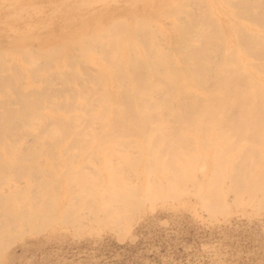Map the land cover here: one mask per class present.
Instances as JSON below:
<instances>
[{"label":"bare ground","instance_id":"bare-ground-1","mask_svg":"<svg viewBox=\"0 0 264 264\" xmlns=\"http://www.w3.org/2000/svg\"><path fill=\"white\" fill-rule=\"evenodd\" d=\"M146 1L147 3L145 4V6L142 7L140 6L139 7L140 9L137 8L138 10H134V11L132 10V8L134 7H132L131 10L124 9L125 12H123L119 16L118 15L110 16L109 14L111 13L109 12H112L115 9L113 8L112 11L108 12V9L111 10L109 8L110 6L107 8V10L105 7L103 8V10L97 11L94 14L86 16L85 17L86 19L84 18L85 20L80 21L78 19L80 22H75V25L77 24L75 26V29L73 30L72 27L71 31L66 30L67 32L64 35H62L64 31L63 32L57 31V29L54 28L55 26L57 27V25H54L53 23L54 27L53 26L51 27H53L54 30L57 31V33L60 32L58 34L54 32L56 33L55 35L56 37L53 36L52 38H49L50 36H52V34L50 36L46 35L49 36L46 39H40L42 35L36 38H31L30 36L29 38L30 42H33L32 40L36 41L33 44L32 43L28 44V42L26 43V40L24 38L17 37L16 40H13L14 44L9 43L10 46L7 49L11 51V53L16 52L17 54V52L18 53L20 52L24 54V55L23 54L20 55L23 57H19V55H16L18 57H15L12 55L11 57L15 58V60L18 58L17 60L22 61V63H27V65L29 63L28 65L29 67L30 64L36 61V59H40L39 61L41 63H42L41 60L43 59L44 64L42 65L44 66V68H46V72L52 71L53 68L54 71L53 74H51V72H49L50 74L37 73L38 69H36L34 65H31L33 69L24 70V71H28L25 73H27V75L30 76L29 78L31 79V81L32 80L36 81L35 76L38 75L39 81L41 82L38 85H36V83H34L33 81L29 82L28 78L26 77L27 78L26 82L28 83L24 87L20 88L19 87L20 84H18L19 85L18 86L16 82L18 81L20 83L22 81L21 80L19 81L18 80L20 79L18 78L19 76H16L17 74H20V72L19 70L15 69L14 66L15 62L13 61L14 62L12 63L13 65L12 64H10V66L7 65V67L9 68L13 66L14 68L12 67L13 69H11V71L16 70L15 71L16 73L15 75H13L14 73H12V75L15 77L9 75V77L14 78V82L12 79H8L10 82L8 83L7 79L0 77V148L10 146V148L17 149L16 147H21V144H23L22 137H21L22 140L21 143L17 141V139L20 138L19 132H21L23 136L24 134H28V137L30 134V133H22L25 130L32 132L33 138L37 137L38 139L37 144L41 145L44 144L43 142L46 141L45 139L42 138L48 137V135L56 136V134H59V136L62 137L63 135L67 136V134H70L68 136L74 137L75 134H77L76 136H78L79 134H85L88 131L91 132V130L92 132L95 133L96 129L94 130L93 128L95 126L96 127L98 126L97 127L98 130L100 127L99 130L100 133L102 131L105 134H109V135L112 134V136L115 138H110L108 140H102V141L95 140V142L97 143H93V141H89L92 142L93 145L99 143H104V144L108 143V144H118L121 147V145L124 142H127L129 144H134V146L135 144L138 146L139 150L137 151H140L142 153L141 158L139 160H137V158L136 159L133 158L134 159L133 164L125 165V166H128L129 169L128 172L130 171L129 174H131V171H134L135 173H139V177H140L142 173L144 174V172H146L149 178L154 181L152 183L156 184L155 185L157 186V188H155L156 190L153 188V186H152L153 189H150L148 187L151 192L153 191L149 196L150 197L149 202L151 203H154L155 201L159 202L165 200L166 197H168L169 192H172L174 194L172 197L176 196L177 198L176 194L189 192V191H191V194L192 193L199 194L204 201L210 203L209 192L211 185L214 183H220L222 179L227 178L230 175L233 176L230 177L232 178L230 179L231 180L230 183L226 182L229 184V185L226 184L228 187H226L224 184L221 190L223 195L225 194L224 192L225 189L227 190V192L229 189L230 191L231 190L235 191V193H238L239 191L241 192L244 191L251 194L253 193L251 192L252 188L253 190L255 188H257V190L258 189L261 190V192H263L264 195V181H260L262 180L260 173L261 171L264 170V0H146ZM19 4L20 3L18 2L15 3V5H19ZM112 7L114 6L112 5ZM2 12L4 11L2 10ZM79 14H83V12H80ZM73 15L75 16V14ZM75 18H77V16H75ZM16 24H18V22ZM19 24L21 23L19 22ZM16 45L17 46L19 45L18 48ZM15 47L17 50L15 49ZM32 47L34 48L33 51L35 54H33V51H31ZM7 49L5 48V50ZM11 49H13V51ZM1 50H0V56L2 57H0L1 58L0 66L2 62L5 63L6 61L5 59H4L5 61L2 60L5 56L2 55L4 49L2 50V52ZM83 62L89 63L93 67L89 64H86L87 66L83 64L81 68L79 65H82ZM48 63L51 64V66L53 67L52 69L50 68L51 66ZM18 64L19 63L17 62V65L16 64L15 65L19 66ZM88 66L92 68L91 69L89 67L92 73L87 71ZM7 67L5 66L2 68V73L5 72L6 69L11 74L10 70H8ZM47 67H49L50 70L47 71ZM84 67H86L87 69L86 68L84 69ZM55 71H58L63 75L64 73L66 74L68 72L70 75L73 74L75 79L76 77H78L77 79L78 82L82 80L78 86L73 88L68 87V91L65 92L66 96L63 94L64 92L61 91L58 92L54 89L56 91L55 92L56 94L54 92L53 93L56 96L58 94L61 95L62 93L63 95H61V97L62 96H63L62 98H64V96L66 97L64 98L66 100L65 101L63 100L64 102L63 101L61 102V100H59L58 98L56 99L53 98L54 95L52 96V94H50L47 91V89L53 90V88H49L45 84L48 82V74L50 76L51 75L54 76L56 73L59 74L58 72ZM23 74L24 73H21L20 75L21 77L23 76L22 79L25 76ZM69 74L67 75L69 76ZM63 75L62 77H59L61 81L64 80L61 79L63 78ZM81 75L83 76V79L81 78L79 80V76ZM4 77L7 78V76L5 75ZM57 77L58 76L54 78V81H56L55 79ZM65 77L67 79V76ZM70 77L71 76H69L68 79H70ZM59 78L57 79V81L59 80ZM11 80L14 84H16V86L11 83ZM10 84L13 86L12 89L10 87L11 86ZM52 85H54V83ZM49 120L52 122H50ZM88 120H97L99 122H96L98 123L97 125L94 121H92L93 124L95 123V126H92L91 125L92 123H90L91 121L89 122ZM165 120L167 121L175 120L180 122L170 123V122H164ZM83 121L86 122L85 124L82 125L81 122ZM165 129H170L171 133L172 134L174 133L175 135L176 133L177 134L185 133V135L187 134L190 136L193 133L195 134L196 132H199L198 134L206 135V137L201 135L202 137L200 136V138L202 140H198L199 138L195 139L197 138L195 137L197 136L195 134L194 139L188 140L191 146L190 144L188 145L189 143L188 141H185L187 144L185 145L182 142V140L175 141V138L172 139L170 138L167 141L166 140L160 141V143L162 142V144L166 145V147L168 148L171 147L172 151L176 155L178 153H181L179 151L180 150L179 148H183L185 150L187 147L193 148V146L195 145H197L198 147L202 146V148L194 147L197 148L194 154H190L189 152H188L189 154L185 153L190 156L187 159V161H184L186 163L185 167H181L184 166L182 164L180 167H177L175 166L177 164L176 162L175 164L172 162V160H171L172 163L168 161L165 155L166 154L168 155L170 152L168 153L163 152V154L165 153L164 156L160 155L162 154V152L161 153L158 152L157 148L161 149V146L159 147V144H156L155 142L156 140L152 138L153 137L152 135H154L158 131ZM82 131H84L85 133ZM17 133L19 135H17ZM208 133L209 134L213 133V136L215 137L211 139L210 138L211 134L209 135ZM214 133L216 135H214ZM131 134L139 135L141 136V139L139 138L140 140L137 141V140H128V139L123 140V138L120 140V138L119 139L116 138V135L117 136L123 135L127 137L130 136ZM217 135H219L220 138L224 137V139L223 138H221V140L220 138L217 139L218 138ZM17 136H19V138ZM233 136H237L236 137L237 139H235V137L233 138ZM207 137L210 138V140H208ZM33 138L32 140L34 141ZM78 139H79L78 141L79 144V142H83L84 138H81L82 140H80V138ZM56 140H60V139H56ZM64 140L66 141V139ZM64 140L62 142H64ZM192 140H194L193 141L194 143L192 142ZM50 141H49L50 143L54 142L55 144V141L53 139H51ZM177 141L181 143H178ZM198 141L199 142L201 141L203 143L201 144V142L199 143ZM208 142L210 143L212 142V143L211 144L209 143L210 144L209 145ZM26 143L28 142L26 141ZM84 143L85 142L81 144ZM87 143L85 144L87 145ZM92 143L90 144L91 146ZM30 144H32V142ZM108 144L105 146L104 148L105 150L112 149L111 145L108 146ZM192 144L194 145L192 146ZM125 145H127L126 147L130 146L128 144H124V146ZM152 145H156V146L153 147ZM178 145L179 148L177 147ZM235 147L236 149L239 147H245V149L249 148L250 149L248 150L249 152H251V150L254 149L253 154L256 155L250 156L248 151H246L245 149L244 151H242L243 149L239 151L241 153H236V151L233 153ZM97 148L99 149V151L101 150L104 151L103 148L101 147H97ZM213 151H215V153ZM140 152H138V154ZM218 152H220V154H217L218 155L217 157L215 156L217 159L216 160L214 159V163L212 166L210 165L212 169L218 174L216 175L215 173L214 176L216 178H214L213 180L210 179L211 182L202 178L198 179L195 176L196 174H194L195 172L193 173V170L196 169V165H197L196 161L200 159L210 164L212 163V160L209 162L207 158L212 159L214 157V154L216 155V153ZM246 152L248 155L246 154ZM174 154H172L174 157L171 156L169 158L170 159L173 158V160H177L174 159L175 158ZM236 154L237 155L244 154V156L246 154V157L245 158L240 157L239 159L235 157L237 159L235 161L233 155L237 156ZM33 156L30 158L31 159L34 158ZM122 158H124V156ZM20 159H24V157L21 155H3L1 160L6 161L7 163L9 162L12 163L15 162V160L20 161ZM119 160H121V158H119ZM124 160L125 159H123V161ZM246 161L247 162L249 161L248 162L249 164ZM246 163L248 165H245ZM1 164L3 165L4 163ZM12 164L8 166H12ZM107 165L111 167L113 166L112 164L110 165L109 162L107 163ZM234 165L235 167L233 169L232 166ZM167 166L170 168H167ZM172 166H174V168ZM175 168L176 169L180 168L181 170L179 172L183 171V173L181 172L182 177L179 178L177 176V173L178 174L180 173L177 171L178 169L176 170L177 171L176 173ZM166 170H168L169 173ZM170 170L172 171L171 173H174L173 175L175 179L174 178L171 180L169 179V176L171 175ZM81 174L82 176L86 177L85 175L87 173L83 174L81 172ZM213 174L211 175L213 176ZM93 175L94 174H90L91 177H93ZM120 175H122V173ZM0 176L3 180V182L0 183L2 184L5 182L6 175L5 174L3 175L5 179L2 175ZM101 176L100 179L98 178V180L96 181L98 183L102 181L103 185L105 186L104 184L105 180L103 181L104 176L102 177V179ZM126 176H128V173ZM146 176L143 175L142 177L145 178ZM115 177L117 176L114 174V177L112 178ZM119 177L118 178L120 179V181H122L121 178L123 177L121 176ZM131 178H134V176ZM14 179L16 178L14 177ZM95 179L93 180L91 179L90 182L91 183L95 182ZM111 179H106V180L108 181ZM150 179L148 180L149 183L150 181H152ZM137 180H139V178ZM144 181L145 180H143L142 183ZM146 181L144 182V185L147 188L148 185ZM133 183L131 185V182L128 181V184L131 185L129 186L131 193V194L129 193L130 194L129 198L131 202L137 203L136 205L138 206V203L141 200L146 199L145 197H143L142 192L149 190H146L145 186H143V189H140L142 186L139 187L136 186L135 184L133 186ZM108 184H114V183L108 182ZM16 185L15 186L13 185L14 191H16L15 189H17ZM96 185L99 186L98 184L95 183V187H97ZM115 185L117 189V186L119 185H117L116 183ZM30 186H28L27 189L30 190L32 187ZM84 186H82V188ZM2 187L3 185H1L0 191L2 190L4 191V188L2 189ZM22 188L25 189V187ZM127 188L123 187V189H127ZM10 189L12 190V193H8L6 195L7 190L5 188L3 194L2 192H0V194L5 196V198L7 197L8 200L9 199L15 200L16 198L15 193L17 191L14 192L12 188ZM10 189H8V191ZM102 189H101L102 191H106V190L108 191V189L113 191L112 187L110 188L109 185L108 187H105L106 190H104V188ZM116 189L113 191V195H116V193L118 194L117 196L118 201L120 200L119 198H121V200H124V198L125 199L128 198V197L126 198L127 195H125L127 191H123V193L125 192L124 193L125 197L123 196L124 197L123 198L119 193V191H117ZM91 190H92L91 192L92 194L94 192L96 193V191H93L94 188ZM95 190L98 191V188ZM88 191L86 190V192L85 191L83 192L81 191V192L87 194L90 193V191L89 192ZM111 191L106 192L107 195H109V193H111L112 195ZM25 193L26 192L24 190V194ZM29 193L27 191L28 195L26 194L25 196L28 197ZM76 193H78V191L77 192L75 191V196ZM106 193L102 195L101 192L100 193L98 192V195L101 194L103 197L106 198L103 199V197L99 196L101 200L99 198L98 200L102 202L111 201L109 200L111 196L109 195L110 198L106 197L107 196ZM21 195L23 196V194ZM68 195L70 194H67V197L72 196V195L71 196ZM235 195L237 196L238 194ZM60 196H62V194ZM64 196L65 195H63L62 197ZM77 196L76 198L79 199V196L78 197ZM83 196L82 198L84 199L86 195L84 197ZM27 197H25L24 200ZM113 197L111 199H113V201L117 203V201L115 200L116 197L114 198ZM28 198L30 199H27V204L29 203L28 201L32 200V205H33L34 196H29ZM3 199L0 198V238H1L0 241H2V237H1L2 234L5 235L6 237L8 236L7 233H11L13 231L11 237L14 238L16 233H18L17 231L14 232L16 228L12 230L13 227H11L12 229L8 227L9 225L13 224V223H9L10 219L12 220V222L16 220H21L20 222L23 223L26 222L25 223L26 225L29 224L32 219L35 220L34 219L35 216L38 217L39 215L32 213L30 209L29 215L27 214L26 216H22L25 218L24 219L20 217L21 213L23 212L20 209H18V207L17 209L14 208L16 205L18 206V203L16 204L15 202L17 199L15 201L11 200L15 202L14 205L13 203L11 205V202L10 201L8 202L7 199L5 201H2ZM54 200L56 201V199ZM36 201L38 200L35 199V202ZM64 201L65 200H63V202ZM113 201H112V205H114ZM130 201H126L125 204L127 205L128 203H130ZM57 202H59V200H57ZM60 203H62L61 199H60ZM60 203H57L56 205L59 204L60 207ZM68 203H65V206ZM151 203H149V205ZM36 204L37 203H35V205ZM40 204L39 206L37 205L39 208L41 207ZM69 204L71 207L74 205V203L73 204L69 203ZM105 204L106 205L108 204L107 207L111 206L109 205V203H105ZM105 204L102 203L100 204V206L104 205L103 206L104 208L106 207ZM120 204L117 203V205L121 206ZM35 205L34 207H37ZM258 205H262V203L261 204L258 203ZM46 206L48 207V205ZM100 206H98L99 208H97V211L99 209L100 210L103 209ZM114 206H111L110 208ZM107 207L106 209L104 208L103 210H108L109 207L108 208ZM140 207L142 208L143 205H141ZM140 207H138V209H140ZM226 207L227 206L221 208L226 210ZM8 208L9 209L12 208V210L10 211ZM54 208L55 206L53 207V209ZM228 208H230V206ZM83 209L84 212L85 210H87L85 209V207ZM88 209L90 210V208ZM213 209L214 208H212V210ZM240 209H242V207ZM100 210L98 211L99 213L101 212ZM48 211H50V209ZM110 211L113 210L111 209ZM118 211L121 210L118 209ZM124 211L122 212L124 213V215L121 214L120 212L118 213L123 216L121 218L122 220L124 217H125L124 220H127L126 218L127 215L125 214ZM112 213H110V216L113 217V219L112 218L111 219L116 220L117 217H115L114 219V216L116 215L117 211L115 212L113 211ZM111 214L114 216H112ZM41 215L43 216V217L41 216L42 218H45L44 216L45 214L44 215L41 214ZM60 215H57V218L59 216L61 219H63ZM65 215L62 216L64 217ZM95 217L97 218V216ZM106 217L107 216L103 218L106 219ZM119 217L121 216H118V218ZM42 218L40 219L39 217L40 221L42 220L44 222L45 219ZM50 219L52 220L54 218H48V221L47 220L46 221L53 222V221H49ZM65 219L67 221V218ZM65 219L63 220L65 221ZM75 219L77 220V218L71 220H75ZM111 219L110 220L108 219L107 222L111 221ZM129 219L131 221V218ZM76 220L75 222H77ZM118 220H120V218ZM130 221L128 222L123 221V222L129 224ZM33 222L35 221H32V223ZM112 222L110 224H114ZM36 223L38 224V221ZM37 224L33 228L31 224V228H28V230L31 229V232H33L32 230L37 227ZM43 224L44 223H42V226ZM50 224L48 223V225ZM122 224L120 223V226H122V230L125 231L126 229H124V226ZM116 225H118V227L121 228L119 224ZM44 226L46 227L47 225ZM114 226L112 227L114 228ZM18 227L21 228V226ZM108 228L112 229L113 231L115 229V228L114 229L111 228L110 226H108L106 229ZM130 228L131 227L129 226L128 229ZM73 230L76 231V228H73ZM115 230L117 231V229ZM125 232L128 233L127 230ZM16 237H18V235ZM8 238L10 239V237H7L5 239ZM3 241L1 242L3 245H1L0 243V246L6 248L4 247L5 246L4 243L11 242L12 240L10 239V241L8 242L7 240L5 242ZM9 244L11 245L12 242ZM0 252H2V250Z\"/></svg>","mask_w":264,"mask_h":264},{"label":"rangeland","instance_id":"rangeland-1","mask_svg":"<svg viewBox=\"0 0 264 264\" xmlns=\"http://www.w3.org/2000/svg\"><path fill=\"white\" fill-rule=\"evenodd\" d=\"M17 2L20 4L15 5V3H17ZM138 3H140V4H138ZM146 3H147L146 0H53V1L52 0L51 1L50 0H23V1L22 0H0V26H2V27H0L1 28L0 29V45H1L0 50L4 49V52H2V50H1V52L3 53L2 55L6 57V58L4 57L2 59V60H4V59L6 60V61L4 60L6 64L4 62L1 63L0 77L7 79V80L12 79L14 82L13 77H15V76H13V75H15L16 70H19L20 74H17L16 76H19L18 78H20V79H18V80L19 81L21 80L22 82H20V83L18 81H17L18 83L16 81L15 82L17 85L20 84V86L19 85L18 86L20 88H22L28 83V82H26L27 78H28L29 82L33 81L34 83H36V85H38L41 82V81H39L38 75L35 76L36 81H34V80L31 81V79L29 78L30 76H28L27 73H25L28 71H24V70L33 69L31 65H34L36 67V69H38L37 73L47 74V73L51 72V74H53L54 68L49 63L48 64L51 66L50 68L51 69L53 68V69H52V71L46 72V68H44V66L42 65V64H44L43 59L41 60L42 63L39 61L40 59H36V61L34 63L30 64V66L28 67L29 63L27 65V63H22V61H18L17 60L18 58L15 60V58L11 57L12 55L15 57H18L16 55H19V57H23V56H20L23 53H20V52H19L20 54L18 52H17V54H16V52L11 53V51H9L7 49V48H9L10 44H12V43L14 44L13 40H16L17 37L24 38L26 40V43L28 42V44H31V43L33 44L36 41L32 40L33 42H30V40H29L30 36H31V38H36V37H38V36L40 37L42 35L40 39H46L47 37H49L52 34V36L49 37V38H52L53 36L56 35L57 31H60V32L64 31L62 33V35H64L67 31H71L72 27H73V30L75 29V26L77 25V24L75 25V22H80L81 20H85L86 16L94 14L97 11L103 10V8H105V7L107 10V8L110 6L109 8L111 10L108 9V12L112 11L113 8L115 9L112 12H109V13H111V14H109L110 16H113V15L119 16L123 12H125V10H127V9L131 10L132 7H134V8H132L133 11L138 10V9H140L139 8L140 6L141 7L145 6ZM96 4H98V5H96ZM104 4H105V6H104ZM137 4H138V6H137ZM112 5L114 7H112ZM121 6H123L125 8H123ZM119 7H120V9H119ZM99 8H101V9H99ZM86 9H89L90 11L86 10ZM2 10L4 12H2ZM9 11H11V12H9ZM84 11H85V13H84ZM80 12H83V14H79ZM71 13L75 14V16H77V18H75V16ZM22 20H25V21H22ZM17 22H18V24H16ZM19 22L21 24H19ZM22 22H24V23H22ZM40 23H43V24H40ZM53 23H54V25H57V27L56 26L54 27ZM166 23H167V21H166ZM65 25H66V27H65ZM51 26H53L55 29H57V31L54 30V28ZM60 26H61V28H60ZM17 27H19V28H17ZM51 28H53V29H51ZM33 30H35V31H33ZM54 32H56V33H54ZM60 32H58V33H60ZM5 34L7 36H10L11 38L7 37ZM1 35H2V37L5 35L3 37L4 39L1 37ZM46 35H49V36H46ZM163 45H165V44H163ZM18 46H17V48H18ZM5 48L7 50H5ZM15 49H16V47H15ZM11 50L13 51V49H11ZM33 50H34V48L32 47L31 51H33ZM33 54H35L34 51H33ZM7 55H8V57H7ZM0 57H2V56H0ZM17 62L19 63L18 64L19 66H16ZM3 63L6 67H7V65L10 66V64L14 63L16 70L11 71V69L14 68L13 66H12L13 68L7 67L8 70H10L11 74L5 68L4 69H5L6 73L5 72L2 73V68L5 67L3 65ZM83 64H85V66H87L86 64H89V63L83 62L82 65H79V66L81 67V66H83ZM89 65H91V64H89ZM89 67L90 66H88V69L86 67H84V69L86 68L88 72L92 73L91 70L89 69ZM41 70L42 71L45 70V71L42 72ZM48 70H50L49 67H47V71ZM55 72H58V71H55ZM12 73H14V74L12 75ZM21 73H24L23 75H25L23 79H22L23 76L22 77L20 76ZM49 74H48V82L45 84L49 88H53V90L55 89L58 92L59 91L64 92L63 94L65 96H66L65 92L68 91V87H70V88L76 87L82 81L81 80L78 82V80H77L78 77H76V79H75L74 75L73 74L70 75L68 72L66 74L64 73V75L67 76V79L62 73H59V74L54 73L55 77L58 76L55 79L56 81H54L55 77L53 75L50 76ZM61 74L63 75V78H61V79H64L62 81L59 78V77H62ZM67 74H69V76H71L70 79H68L69 76ZM4 75L7 76V78H5ZM9 75H11L13 77L11 78V77H9ZM52 76H53V78H52ZM58 78H59V80L57 81ZM81 78L83 79L82 75L79 76V80ZM74 79H75V81H74ZM12 80H11V83L14 84L12 82ZM52 81H54V82H52ZM8 83H10L9 80H8ZM51 83L52 84L54 83V85H52ZM16 84H14V85L16 86ZM55 84H57V85L60 84V85L57 86ZM73 84H76V85H73ZM10 87H11V89L13 88L12 85ZM53 90L47 89V91L50 94H52V96L54 95L53 98H55V99L58 98L59 100H61V102L63 100L64 101L66 100V99H64V98H66L65 96H64V98H62L63 96L61 97V95H63L62 93H61V95L58 94L59 97H61V98H59L58 95L57 96L55 95L56 91L55 90L53 91ZM49 101H50V99H49ZM48 108H49V105H48ZM88 121L89 122L91 121L90 123H92V121H94L95 123L99 122L97 120H88ZM50 122H52V121H50ZM85 122L86 121L81 122L82 125L85 124ZM164 122H170V123L174 122L175 123V122H180V121H175V120L174 121H171V120L167 121V120H165ZM90 123H88V124H90ZM95 123L94 124L92 123L91 125L95 126ZM96 124L98 125V123H96ZM99 126H100V124H99ZM97 127L95 126L93 128L94 130L96 129L95 133L92 132V130H91V132L88 131L90 134L88 132L85 133L84 131H82L85 134H79L78 133L79 135L76 136L77 134H75L74 137L68 136L70 134H67L68 137L66 135H63L61 137V136H59V134H56V136L55 135L54 136L48 135V137L42 138V139H45L46 141L43 142L44 144H41V145L37 144L38 139H37V137L33 138L32 132L25 130L27 132L23 131L22 133H30L29 137H28V134H24V136H23L21 134V132H19L20 138H19V136H17L19 138V139H17V141H19L21 143V141L23 140V142H22L23 144H21V147H16L17 149L10 148V146L0 148V172H1L0 175H2V176L4 174L6 175V179L3 176L5 179V182L0 184V187H1V185H3L2 189L4 188V191L6 188V190H7L6 195H7L8 193H12V190L10 188H12L14 191V186L17 184L16 185L17 189H15L17 192L14 191V192H16L15 193V197H16L15 200L16 199L17 200L16 201L14 199L8 200L7 197L5 198V196H3L1 194H0L1 195L0 198L1 199L4 198L2 201H5L7 199L8 202L9 201L11 202V205H12V203L14 205L15 202H16V204L18 203V206L16 205L14 208L17 209V207H18V209H20L23 212V213H21L20 217L26 216L27 214L29 215L30 211H32V213H34V214L40 215V216L38 215V217L35 216V218H34L35 220L32 219L31 222L29 223L30 225L26 224L29 227L25 225L26 222H24V223L20 222L21 220H16V221L12 222V220L10 219L9 223H13V224L12 225L8 224L9 225L8 227L10 229H12L11 227H13L12 230H14L16 228V230H14V232L17 231L18 233H16L14 238L11 237L12 236L11 234L13 232L12 230H11L12 232L10 231L11 233L6 232L8 234V236H6V237H5V235L2 234V236H1L2 241L4 240L3 242H5L7 240V242H8L11 239L12 244L11 245L9 244L11 242H8V243L5 242L4 247H6V248H3L0 246V251L2 250V252H0V264H264V195H263V192H261V190H259V189L257 190V188H255L253 190V188H252L251 192H253V193L249 194V193L244 192V191L243 192L239 191L238 193H235V191H233V190L230 191L229 189L227 192V190L225 189V191H224L225 194L223 195L221 190H222L224 184L226 187H228L227 185H229L228 183H230V181H231L230 179H232L230 177L233 176V175H230L229 177L222 179V181L220 183H214L211 185L210 192H209L210 203H207V201H204L199 194H196V193L191 194V191L176 194L177 198H176V196L172 197L174 194L172 192H169L170 194L168 193V197H166L165 200L159 201V202L155 201L154 202L155 204L151 203V202H149V200H150L149 196L153 191L151 192L150 189L157 188V186H155L156 184L152 183L154 181L149 178V176L146 172H144V174L143 173L142 174L145 176L147 175L146 176L147 178L142 177L143 176L142 174L140 175V177H141L140 178L139 173H135L134 171H131V174H129L130 171L128 172V170H129L128 166H125V165H132L134 159L137 158V160H139L141 158L142 153L140 151H137V150H139L138 146L136 144L134 146V144H129L127 142H124L121 145V147L118 144H108L107 143L108 146L111 145L112 149H106L107 150L106 151L104 148L107 144L99 143V144L93 145V143H97V142H95V140L96 141H102V140H108L110 138H115L112 136V134H110V135L105 134L102 131L100 133L99 132L100 127H99V130ZM97 130H98V132H97ZM198 133L199 132L195 133L197 135V136H195V137H197L195 139L199 138L198 140H202L200 138L201 135L206 137L205 134H198ZM31 134H32V136H31ZM195 134L193 133L192 135L189 136L187 134L185 135V133H182V134L176 133V135H175L174 133L173 134L171 133L170 129H165V130H161V131L156 132L154 135H152L153 136L152 138L156 140L155 142H156V144H159V147L161 146V149L157 148L159 153L162 152V154H160V155L164 156L166 152L167 153L170 152L168 155L167 154L165 155L166 159L170 162L172 160L173 163L176 162L177 164L175 163L176 165L175 164H173V165H175L177 167H180L181 164L184 165L181 167H185L186 163L184 161H187V159L190 157L188 154L189 153L194 154L195 150L197 149L194 147H198V146L197 145L193 146L194 144H192L193 148L187 147L188 149L186 148L184 150L183 148H179V145H178L177 147L180 149L179 151L181 153H178L176 155L172 151L171 147L170 148L166 147V145L162 144V142L160 143V141H165V140L167 141L170 138L171 139L175 138V141L176 140H179V141L182 140V142L185 145H187L185 141L194 139ZM210 134H211V136H210L211 139L213 137H215V136H213V133H210ZM17 135H19V134L17 133ZM214 135H216V134L214 133ZM21 137H22V140H21ZM217 137H218L217 139L220 138L219 135H217ZM234 137H235V139H237L236 138L237 136H233V138ZM32 138L34 139V141L32 140ZM78 138H80V140H82L81 138H84L83 142H85V143L88 142L87 143L88 146L85 143H84L85 145L81 144L83 142H79V144H78V141H79ZM116 138H118V139L120 138V140L123 138V140L128 139V140H137L138 141L141 139V136L135 135V134H133V135L131 134L130 136H127V137L123 136V135H118V136L116 135ZM210 138H208V140H210ZM221 138L224 139V137H221ZM221 138H220V140H221ZM51 139H53L54 141L56 139H60V140H56L57 143L55 141V144H54V142L50 143ZM64 139H66V141ZM24 140H25V142H24ZM47 140H48V143H47ZM63 140H64V142H62ZM26 141L28 143H26ZM30 141L32 142V144H30L31 143ZM89 141H93V143L89 142ZM179 141H177V142L181 143ZM193 141L194 140H192V142ZM203 142H204V140H203ZM203 142H201V144ZM59 143H61V144H59ZM91 143H92V146L90 145ZM209 143L210 142H208V144ZM213 143H215V142H213ZM56 144H58V145H56ZM124 144H128L130 146L126 147L127 145L124 146ZM189 144H190V142L188 143V145ZM195 144H197V143H195ZM205 145H207V144H205ZM131 146H133L134 149ZM152 146L155 147L156 145H152ZM190 146H191V144H190ZM97 147L103 148L104 151H102V150L99 151V149ZM199 147L202 148V146H199ZM235 149H236V147H235ZM235 149L233 150V153L235 151H236V153H241L239 151H241L242 149H243L242 151H244L245 147H239V148H237L238 150L237 149L235 150ZM161 150H164V151H161ZM245 150L248 151L250 149L248 148ZM253 151H254V149L251 150L252 153L248 151L250 156L256 155V154H253ZM138 152H140V153L138 154ZM163 152H165V153L163 154ZM213 152L215 153V151H213ZM185 153H188V154H185ZM172 154L175 155L174 159H177V160H173V158H171V159L169 158L171 156L174 157ZM217 154H220V152L216 153V155L214 154V157L212 159L207 158L209 162L212 160V163H210V164H208V162L200 160V159L198 161H196L197 165H196V169L193 170V173L195 172L194 174H196L195 176L198 179L202 178V179H205V180H208L209 182H211L210 179L213 180L214 178H216L214 176L216 172L212 169L211 166L214 163V159L215 160L217 159L216 158L218 156ZM246 154H247V152H246ZM246 154H245V156H244V154L243 155H241V154L237 155L236 154L237 156L233 155V157L234 158L237 157L238 159L240 157L245 158ZM3 155H21L24 157V159H20V161L15 160V162H12L14 164H12L11 162L7 163L6 161H2L1 159H2ZM31 155L32 156L34 155L33 156L34 158L31 159L30 158V157H32ZM121 155H123L124 158H122L123 156H121ZM129 157L130 158L132 157V158L130 159ZM117 158H118V160H117ZM119 158H121V160H119ZM123 159H125L126 161L125 160L123 161ZM236 160L237 159L235 158V161ZM106 162L107 163L109 162V164L110 165L112 164L113 166L112 167L108 166ZM1 163H4L3 164L4 168H3V165ZM126 163H128V164H126ZM171 163H170V165H171ZM247 163L245 165L249 164V163L248 164ZM10 164H12L13 167L8 166ZM117 164H118V166H117ZM101 165H103V166H101ZM235 165L232 166L233 169H234ZM172 167L174 168V166H172ZM167 168H170V167L167 166ZM122 169H125V170H122ZM177 169L175 168L176 173H177V171L179 172L181 170L180 168L178 170ZM168 170H166V171L168 172ZM171 170H170V174L173 175L174 173H171L172 172ZM173 171H174V169H173ZM81 172L83 174L87 173L85 175L86 177L82 176ZM112 172H115V173H112ZM181 172L183 173V171H181ZM181 172H179L180 174L177 173V176L179 178L182 177ZM121 173H122V175H120ZM127 173H128V176H126ZM12 174H15V175H12ZM90 174H94L93 175L94 178L91 177ZM114 174L117 177L112 178V177H114ZM124 174H125V176H124ZM211 174H213V176ZM263 174H264V170L261 171V173H260V176L262 177V180H260V181H264V175ZM101 175H103L104 177ZM111 175H112V177H111ZM132 175L134 176V178H137V176H138L139 180H137L138 178L137 179L131 178V177H133ZM135 175H137V176H135ZM171 175L169 176L170 180L174 178V175L173 176H171ZM216 175H218V174L216 173ZM10 176H12L13 178ZM97 176H99V177H97ZM100 176H101V179L103 177V181L105 180V182H104L105 186L103 185L101 180H100L101 182H99L101 185L96 181V180H98V178L100 179ZM107 176L111 177L112 179L108 178ZM119 176L123 177V178H121V180L123 182L120 181ZM14 177L17 180L14 179ZM89 177L92 180L96 178L95 182L91 183L90 182L91 179ZM178 177H176V178H178ZM0 178H1V176H0ZM116 178H118V179H116ZM124 178L126 179V181ZM148 178L150 180H152V181H150L151 184L149 183ZM8 179L10 182L8 181ZM10 179L12 180V182ZM106 179H111V180L107 181ZM127 179H130V180H127ZM146 179H147V181H146ZM0 180H1L0 183L3 182L2 178ZM141 180L146 181V183L148 185L147 188L144 185L145 181L142 183ZM128 181L131 182V185L134 182L133 186H134V184L136 186H139V187L142 186L140 189H143V186H145L146 190H149V191L142 192L143 197L146 198L143 200H146V201L141 200L142 202L140 201L138 203V206L136 205L137 203L130 201L129 197H130L131 193H130L129 186H131V185L128 184ZM137 181L138 182L140 181V182L138 183ZM108 182H110V183L113 182L114 184H108ZM226 182H228V183H226ZM5 183H7V184H5ZM95 183L98 184L99 186L96 185L97 187H95ZM115 183L117 185H119V186H117V189H116ZM121 183H122V185L124 184L123 185L124 188H127V187L128 188L123 189ZM8 184H10V185H8ZM125 184H126V186H125ZM11 185H12V187H11ZM84 185H86V186H84ZM108 185L110 188L112 187L113 191L115 189L117 191H119V193L121 194L122 197L123 196L125 197V195H127L126 196V198L128 197L127 199H125L123 197L125 201L121 200V198H119L120 200L118 201L117 200L118 194L115 192L116 195H113V191L108 189V191L109 192L111 191L112 195L114 197H116L115 200L117 201V203H119V204L121 203L120 204L121 206L117 205V203L115 201H113V199H111L113 197L111 195V193H109L111 198L109 197V195H107L106 192H108V191L105 189V187H108ZM28 186L31 187V189H30L31 191L29 189H27ZM82 186H84V187L82 188ZM152 186H153V188H152ZM20 187L21 188L25 187V189L22 188L23 189L22 190ZM34 187H35V189H34ZM84 188H86V189H84ZM93 188H94L93 191H96V193L94 192L92 194L91 189H93ZM97 188H98V191L95 190ZM102 188H104V190H106V191H102L103 190ZM8 189H10L9 191H11V192H9ZM24 190L26 192L25 194H24ZM62 190L65 192H63ZM74 190L76 192L78 191V193H76V196L78 195L79 199L76 198ZM80 190L82 192L83 191L86 192V190L87 191L89 190L90 193L85 194V193H82ZM4 191L2 190L0 192H2V194H3ZM27 191H28V193L30 191L29 196H34V199L32 198L34 202H35V199L39 201V202L38 201L35 202V203H37L36 205L34 202L32 205V200L28 201L29 205L27 204V199L31 198V197L28 198L29 196L28 197L25 196L27 194ZM123 191H127L128 193L126 192V194L124 195L125 192L123 193ZM68 192H70V193H68ZM72 192H74V193H72ZM98 192L99 193L101 192L102 195H104L106 193V195H107L106 197L110 198L109 200H111V201H109V200H108L109 202L100 201L101 198H99V196H101V197H103V196L101 194L98 195ZM60 193L62 194V196L63 195H65V196L64 197L60 196L61 195ZM21 194H23V196ZM67 194H70L68 196L72 195L75 197H72V196L67 197ZM95 194H97L98 197ZM235 194H238V195L236 196ZM58 195L60 196V198ZM81 195L82 196L86 195L85 196L86 198L83 196L84 197V199H83ZM80 196H81V198H80ZM233 196H234V198H233ZM243 196H244V198H243ZM25 197H27V198L24 200ZM53 198L56 199V201ZM98 198L100 200H98ZM104 198L105 197H103V199ZM60 199H61L62 203H60ZM11 200H13L15 202H13ZM57 200H59V202H57ZM63 200H65V201L63 202ZM24 201H25V203H24ZM53 201H54V203H53ZM112 201L116 207L114 205H112ZM126 201H130L131 204L128 203L126 205L125 204ZM42 202H43V204H42ZM44 202H47V203H44ZM68 202L72 203V204L74 203V205L71 207ZM99 202H100V204L109 203V205L114 206V207L110 208L111 206L110 207L108 206L109 207L108 208L107 207L108 204L107 205L105 204L106 207L108 208V210H103L104 208L106 209V207L103 208L104 205L100 206ZM57 203H60L61 208L59 207V204L56 205ZM65 203H68V204H66V206H65ZM149 203H151V204L149 205ZM234 203H235V205H234ZM258 203H260V204L262 203L263 206L258 205ZM39 204L41 206L40 208L38 207ZM49 204L52 206H50ZM76 204L79 206H77ZM139 204H140V206L143 205V207L141 208L139 206ZM34 205L35 206L38 205V206L34 207ZM46 205H48V207ZM219 205H222V206H219ZM243 205H245L246 207ZM54 206H55V208L53 209ZM98 206L103 208L101 210L99 209L101 211L100 213L98 212L99 210L97 211V208H99ZM225 206H227L226 210L223 209ZM229 206H230V208L232 206L233 207L230 209V208H228ZM240 206L242 207V209H240L241 208ZM84 207L88 211L85 210V212H84V209H83ZM138 207H140V209H138ZM221 207H223V208H221ZM14 208H13V210H14ZM38 208H39V210H38ZM80 208H82L83 210ZM88 208H90V210ZM122 208H123V210H122ZM212 208H214V209L212 210ZM236 208H239V209H236ZM49 209H50V211H48ZM55 209H56V211H55ZM65 209L67 212L65 211ZM111 209L114 212L117 211L116 215L121 216V217H119L120 220H118L119 219L118 216L112 215L115 213H112L113 211H110ZM114 209H117V210H114ZM118 209L121 211H118ZM9 210L11 211L12 208ZM58 210H60V211H58ZM102 210H103V212H102ZM124 210H127L128 212L124 211ZM74 211H75V213H74ZM123 211L127 215V217H126L127 220H124L125 217L123 218V220L121 219L123 217L121 214L124 215V213H122ZM108 212L112 213L111 215L114 216V219H115V217H117V219H116L117 221L112 220L113 217H111L110 213H108ZM118 212H120L121 214H119ZM129 212H131V213H129ZM59 213L60 214L65 213L67 215L62 214V215H65L63 217ZM76 213L78 214V216ZM41 214H43V215L45 214L44 215L45 218H42L43 216ZM85 214H87V215H85ZM54 215L56 217V220H55ZM57 215H60L63 219L67 218V221H66V219L64 221L59 216H58V218H59L58 219ZM75 216H77V217H75ZM95 216H97V218ZM105 216H107L106 219L109 217L108 218L109 220L112 218L111 221L107 222L108 219L106 220L103 218ZM39 217H40V219L41 218L45 219L44 222L41 220L42 223H44L43 226L47 225L46 227L44 226L45 228L42 226V223H41ZM47 217L48 218H54L52 220L51 219L49 220V221H53V222H47L48 221ZM93 217L96 218V221H95V218H93ZM128 217L131 218V221L134 219L132 221V223ZM22 218H24V217H22ZM36 218H37V220H36ZM74 218H77V220L75 219L77 222H75V220H71ZM24 219H22V220H24ZM32 221H35V222L32 223ZM37 221H38L39 225L36 223ZM112 221H114V222H112ZM118 221L121 224L123 221H126V222L130 221L129 224L126 222H123V224H122L124 226V229H126L128 231V233L125 232L126 230L125 231L122 230V226H120V223ZM84 222H85V225H84ZM111 222L114 224H110ZM48 223L49 224L51 223V224L48 225ZM31 224H32V228L35 227L37 224V227L32 230L33 232H31V229L28 230V228H31ZM116 224H119V226L121 228H119L118 225H116ZM111 225L112 226L115 225L114 228L117 229V231ZM128 225L131 227L130 229H128V227H129ZM18 226H21V228ZM72 226H73V228H76V231L73 230ZM84 226H86V227H84ZM105 226H107V227L110 226L111 228L114 229V231L116 233L110 228L106 229L107 227H105ZM110 230H112V231H110ZM28 231H30V232H28ZM17 235H18V237H16ZM3 236H4V239H3ZM7 237H10V239L9 238L5 239ZM2 241H0V243ZM1 245H3V244L1 243Z\"/></svg>","mask_w":264,"mask_h":264}]
</instances>
